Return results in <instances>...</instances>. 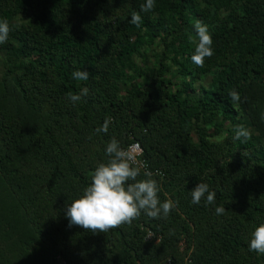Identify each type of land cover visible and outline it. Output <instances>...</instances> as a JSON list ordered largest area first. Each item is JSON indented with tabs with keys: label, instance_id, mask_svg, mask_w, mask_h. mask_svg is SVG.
<instances>
[{
	"label": "trees",
	"instance_id": "16d2710c",
	"mask_svg": "<svg viewBox=\"0 0 264 264\" xmlns=\"http://www.w3.org/2000/svg\"><path fill=\"white\" fill-rule=\"evenodd\" d=\"M145 2L0 0V264H264L248 247L264 223V0H155L142 12ZM197 20L214 49L202 66L191 61ZM240 125L249 139H234ZM113 138L141 145L175 207L106 232L69 227L67 204ZM198 183L214 205L191 203Z\"/></svg>",
	"mask_w": 264,
	"mask_h": 264
},
{
	"label": "clouds",
	"instance_id": "9594fccd",
	"mask_svg": "<svg viewBox=\"0 0 264 264\" xmlns=\"http://www.w3.org/2000/svg\"><path fill=\"white\" fill-rule=\"evenodd\" d=\"M155 0H146L141 5L142 12L153 9ZM132 24L137 27L141 24L139 13L131 16ZM194 31L198 42L196 43L191 61L196 66H202L205 58L213 55V40L208 30V26L197 20L194 24ZM10 26L6 19H0V44L7 41ZM72 79L76 81H86L89 78L87 71L76 70L71 73ZM84 95L87 90H82ZM229 97L234 102H239L240 95L236 91H230ZM71 102L76 103L81 100V94H69ZM264 118V117H262ZM110 119H106L102 127L97 128V132L107 133ZM251 136L248 129L242 125L235 129V140H247ZM135 146L124 149L120 143L113 138L105 146L104 152L108 157L107 163H100L94 170L90 184L84 189L83 194L67 204L65 216L68 219L69 227L79 226L85 230L93 232H106L122 224H130L133 219L141 214L147 217H167L175 203L172 200L161 201L159 198V184L155 179H151L153 173L145 171L143 175L146 179L138 180L141 174L136 164ZM191 203L200 205L202 199L207 205L216 203V192L209 189L206 183H198L190 191ZM223 206H216V215L225 214ZM250 251L264 254V223H261L251 233L248 242Z\"/></svg>",
	"mask_w": 264,
	"mask_h": 264
},
{
	"label": "built area",
	"instance_id": "2783aa9c",
	"mask_svg": "<svg viewBox=\"0 0 264 264\" xmlns=\"http://www.w3.org/2000/svg\"><path fill=\"white\" fill-rule=\"evenodd\" d=\"M130 146H135L134 150H135V152L137 154V156H136V164H134L133 166L139 167V169L141 171H150L149 164H148L147 160L143 157L144 153H143V149H142L141 145L138 142H135V143L131 144ZM130 146H128L126 149H128ZM148 237L152 238L153 235L149 234ZM60 264H68V263L66 261H64V260H61ZM167 264H171V262L168 261Z\"/></svg>",
	"mask_w": 264,
	"mask_h": 264
},
{
	"label": "rangeland",
	"instance_id": "374dc122",
	"mask_svg": "<svg viewBox=\"0 0 264 264\" xmlns=\"http://www.w3.org/2000/svg\"><path fill=\"white\" fill-rule=\"evenodd\" d=\"M5 70V66H4V57L3 55L0 53V75L2 74V72Z\"/></svg>",
	"mask_w": 264,
	"mask_h": 264
}]
</instances>
